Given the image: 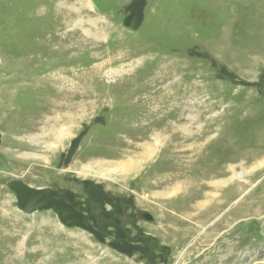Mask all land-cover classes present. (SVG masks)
<instances>
[{
    "label": "rangeland",
    "instance_id": "rangeland-1",
    "mask_svg": "<svg viewBox=\"0 0 264 264\" xmlns=\"http://www.w3.org/2000/svg\"><path fill=\"white\" fill-rule=\"evenodd\" d=\"M0 264H264V0H0Z\"/></svg>",
    "mask_w": 264,
    "mask_h": 264
},
{
    "label": "water",
    "instance_id": "water-1",
    "mask_svg": "<svg viewBox=\"0 0 264 264\" xmlns=\"http://www.w3.org/2000/svg\"><path fill=\"white\" fill-rule=\"evenodd\" d=\"M140 218H141V220H143L145 222H151V221H153L152 216L150 214H148V213H142V214H140Z\"/></svg>",
    "mask_w": 264,
    "mask_h": 264
},
{
    "label": "trees",
    "instance_id": "trees-1",
    "mask_svg": "<svg viewBox=\"0 0 264 264\" xmlns=\"http://www.w3.org/2000/svg\"><path fill=\"white\" fill-rule=\"evenodd\" d=\"M95 204H96V203H95ZM95 204H94V205H95ZM98 205H99V206H98ZM98 205H96L95 208H98V207L101 208V207H102V203H101V202H100ZM98 217H99V216H98ZM98 219H99V218H98Z\"/></svg>",
    "mask_w": 264,
    "mask_h": 264
}]
</instances>
